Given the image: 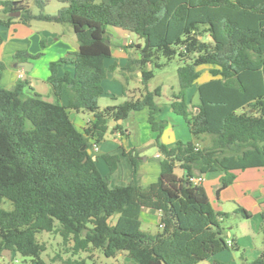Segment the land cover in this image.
<instances>
[{
  "label": "trees",
  "instance_id": "trees-1",
  "mask_svg": "<svg viewBox=\"0 0 264 264\" xmlns=\"http://www.w3.org/2000/svg\"><path fill=\"white\" fill-rule=\"evenodd\" d=\"M62 1L67 5L50 15L43 12L47 0H35L40 9L35 15L25 0H0V12L9 20L67 22L79 41L76 56L50 64L49 82L58 98L68 95L66 104L45 99L25 79L13 88L0 84V205L6 200L12 205L0 207V264H22L27 257L48 264L42 258L47 246L36 236L44 230L61 234L65 245L72 242L67 248L73 256L88 253L64 264H87V259L102 264L94 249L107 257L127 252L135 264H199L225 249L238 250L234 242L228 245L224 220L229 213L216 210L204 184H194L189 176L222 171L223 189L236 170L264 166V0ZM109 26L144 40L137 44L141 58L130 59L127 68H141L145 92L102 107ZM13 56L19 60L30 53L18 50ZM162 56L179 57L180 91L171 104L194 138L172 147L158 141L162 156L156 182L111 186L119 155H105L110 171L103 175L91 140L104 139L111 119H127L146 107L153 127H162L154 118L161 88L148 90L155 73L145 69L148 62L161 67ZM65 63L73 64V71L59 74ZM202 65L211 66V78L198 84L200 102L191 106L186 91ZM69 109L95 118L82 132ZM130 158L137 170V159ZM145 207L161 212L155 233L142 229ZM236 211L251 216L242 206ZM5 250L15 255L8 259ZM243 260L264 264V249Z\"/></svg>",
  "mask_w": 264,
  "mask_h": 264
},
{
  "label": "crops",
  "instance_id": "crops-1",
  "mask_svg": "<svg viewBox=\"0 0 264 264\" xmlns=\"http://www.w3.org/2000/svg\"><path fill=\"white\" fill-rule=\"evenodd\" d=\"M65 5H67L66 2L62 0H47L43 12L55 15ZM29 7L33 14L40 13L32 10L30 4ZM108 33L111 55L104 59L106 68V75L102 80L104 93L98 99L99 105L102 107L119 104L131 98L136 99L145 92L141 68H127L130 59L141 58L137 44H143V39L136 40L134 36L136 33L117 26H109ZM42 40L45 41V45H42ZM18 50L28 51L30 56L24 59H15L13 55ZM78 50L79 41L76 32L74 27L67 22L32 18L26 23L18 17L9 20L0 12V84L6 88H13L19 80L25 79L28 81V87H32L45 99L66 104L68 95L64 93L61 98H58L49 82L52 72L50 64L60 58L70 57ZM23 61L28 62L21 66L20 62ZM210 67V65L199 66L198 68L204 70V73L202 71L198 80L186 91L187 101L191 106L200 102L198 84L211 78ZM73 69V64L65 63L59 67L58 73L64 74L65 71H73ZM145 69H153L152 63L148 62ZM21 73H24L23 78L20 76ZM149 82L147 88L151 91ZM160 88L161 95L156 97L159 110L155 112L154 118L155 121L163 124L162 127L158 129L153 127L149 120L150 109L146 107L141 111L132 112L127 119H111L104 139L97 143V150L94 148L96 142L91 140V149L103 175L110 171V164L105 155H119L116 169L111 174V186L126 185L133 181H138L142 185L156 182L161 171L159 159L156 156L159 152L158 141L172 147L180 141L194 138L186 118L177 113L171 104L175 94L180 91V83H172L169 93L163 92L162 85ZM190 96L191 100L189 101ZM69 115L75 126L82 132L87 123L95 118L94 114L89 111L77 112L72 109H69ZM113 120L118 121L113 122ZM130 154L137 159V170H135ZM177 173L182 175V169L178 168ZM235 173L234 181L223 189H220L222 171L206 173L203 184L216 210L228 213L230 210L242 206L251 216H258L261 230L264 226L262 216L264 211V166L239 169ZM159 220L160 211L158 209L145 207L142 210L141 226L143 230L157 232ZM155 226L157 228L154 230ZM228 235L234 238L232 242L238 246V250L225 249L202 261L203 263L238 264L244 261V257L249 259L258 257L264 249V239L260 246H255V249L252 250L249 244L243 240L244 235H233L231 231L228 232ZM256 235V231L248 233L249 240L254 243ZM4 255L10 259L15 253L12 254L5 250ZM72 257L83 256L76 254ZM114 257L118 264L120 263L119 257L123 258L125 264H135L134 259L127 252H119ZM32 264L35 263L32 262Z\"/></svg>",
  "mask_w": 264,
  "mask_h": 264
},
{
  "label": "rangeland",
  "instance_id": "rangeland-1",
  "mask_svg": "<svg viewBox=\"0 0 264 264\" xmlns=\"http://www.w3.org/2000/svg\"><path fill=\"white\" fill-rule=\"evenodd\" d=\"M25 1L31 5L32 10L36 12L37 11L40 12V9L35 3V0H25ZM134 36L136 40L142 39L137 34H134ZM158 61L163 63V65L161 67H157L155 66L154 63H152V68L154 70L155 76L150 80L149 87L151 91H153L158 86L162 85L164 88L163 92L169 93L171 91V84L179 82V77H178V67L180 65L179 57L176 56L171 60H167L164 56H162L160 59H158ZM205 69L206 66L204 70ZM204 70H202L203 73ZM188 89H190V87ZM190 100H191V96L189 98V101ZM0 207L10 209L12 205L10 201L6 200L4 203L0 205ZM237 208L235 210H230L228 212L229 216L224 220V225L226 226V236L229 239L232 238L230 235H228L229 231H231L233 235H237V236L244 235L245 237L243 238V240L247 242V244H249V247L252 248L253 250L255 249V246H260L262 240L264 239V226L263 229L260 230V226L258 224V216L254 215V216H250L249 218H246L243 215H241V213L236 211ZM156 228L157 227L155 226L154 230ZM252 231H256L257 233L254 243L250 241L248 238L249 237L248 233ZM36 236L40 242H44L47 246L46 250L42 252V258L48 264H64L65 259H68L69 257L73 256L70 249L67 248L72 244V242H70V244L68 243V245H65L61 234L44 230L38 232ZM79 254L82 255L83 258L88 255L87 252H80ZM93 255L102 264H118V261L115 259V257H107L100 249H95ZM58 256L61 258H59ZM18 259L20 260V258ZM118 259L120 262L119 264H125L122 257H119ZM27 262L28 264H32V260L30 257H27ZM91 262H92L91 259H87L88 264H91ZM199 264H205V263L200 262ZM238 264H243V262L242 263L239 262Z\"/></svg>",
  "mask_w": 264,
  "mask_h": 264
},
{
  "label": "built area",
  "instance_id": "built-area-1",
  "mask_svg": "<svg viewBox=\"0 0 264 264\" xmlns=\"http://www.w3.org/2000/svg\"><path fill=\"white\" fill-rule=\"evenodd\" d=\"M20 76L23 78L24 77V73H21ZM94 148L97 150L98 149V145L97 143L94 144ZM156 156L159 158L162 156V153L159 151ZM205 174H194V175H191L189 176V180L191 182H193L194 184H203L205 182ZM161 214V212H160ZM162 226V224H160ZM228 245L229 246H232L233 245V242L231 239L228 240Z\"/></svg>",
  "mask_w": 264,
  "mask_h": 264
},
{
  "label": "water",
  "instance_id": "water-1",
  "mask_svg": "<svg viewBox=\"0 0 264 264\" xmlns=\"http://www.w3.org/2000/svg\"><path fill=\"white\" fill-rule=\"evenodd\" d=\"M106 41H107V43H110V40H109V39H107ZM72 56H76V54H72ZM27 62H28V61L20 62V65L23 66V65H24L25 63H27ZM118 120H122V119H118ZM118 120H116V121H118ZM116 121L113 120V122H116ZM83 148H85V146H83ZM94 158H96V157L94 156ZM18 257H19V258L22 257L21 253H18ZM22 264H26V262H24V263H22Z\"/></svg>",
  "mask_w": 264,
  "mask_h": 264
}]
</instances>
